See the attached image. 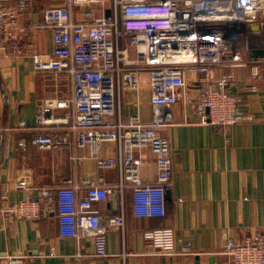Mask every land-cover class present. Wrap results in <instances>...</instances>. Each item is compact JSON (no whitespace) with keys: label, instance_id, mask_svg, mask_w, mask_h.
<instances>
[{"label":"built area","instance_id":"2783aa9c","mask_svg":"<svg viewBox=\"0 0 264 264\" xmlns=\"http://www.w3.org/2000/svg\"><path fill=\"white\" fill-rule=\"evenodd\" d=\"M41 10L39 28L53 33V51L46 57L35 56L37 72L66 76L72 83L69 100H48L41 112V125L64 127L59 135L40 134L32 138L35 147L54 150L66 146L71 160L80 164L76 151L90 146L99 169H118L120 182L110 186L103 179L70 178L61 186L41 187L37 198H25L13 207H3L5 216L38 221L55 214L64 237L80 241L91 237L96 255L107 256V235L124 230L125 217L104 218L94 209L112 196L123 197L126 187L134 193V212L138 218L165 216L167 195L171 192L173 164L170 142L159 135L167 113L183 90L192 84L200 90L195 102L198 123L226 129L247 118L238 109L239 97L229 91L233 74L218 73L227 68H249L254 79L261 78L264 59H244L251 46L264 33V0H53ZM57 1L62 5H57ZM109 16L87 12L77 21L73 7L99 4ZM30 9L29 0L0 3L1 46L19 38L17 21ZM23 31L22 28L19 30ZM264 37V36H263ZM264 41V40H263ZM147 80L152 92L153 119L143 123L137 117L123 120L121 93L137 88ZM54 109H72V116H54ZM1 120V115H0ZM1 130V128H0ZM117 145L114 157L98 156L103 142ZM150 147L158 165L157 179L139 175L142 160L134 152ZM19 190H29L25 176L17 182ZM4 203V201H3ZM264 212V202H263ZM263 239L227 241L226 264H264ZM145 240L159 251L173 254L175 233L158 229L144 234ZM24 256L0 257V264H26Z\"/></svg>","mask_w":264,"mask_h":264},{"label":"crops","instance_id":"0c3cea01","mask_svg":"<svg viewBox=\"0 0 264 264\" xmlns=\"http://www.w3.org/2000/svg\"><path fill=\"white\" fill-rule=\"evenodd\" d=\"M3 1L12 0H0ZM30 9L17 21L19 38L7 42L0 32V257L24 256L26 264H226L227 241L263 239L264 222V68L254 79L249 68H227L218 73L235 76L229 91L239 97L238 109L247 118L226 129L198 123L195 102L200 90L189 84L183 97L176 99L167 113L159 135L171 146L173 176L167 195L165 216L138 218L134 212V193L126 187L123 197L112 196L94 209L104 218L125 217L124 230L107 235V256L96 255L93 238L80 241L60 234L55 214L38 221L5 216L3 207H13L25 198H37L39 188L61 186L70 178L79 183L87 178L103 179L108 185L120 182L118 169H99L90 146L76 153L80 164L71 160L72 150L61 146L46 150L31 144L37 135L61 136L64 127L41 125L39 118L48 100H69L72 83L66 76L37 72L35 56L53 51L52 31L39 28L41 10L53 0H29ZM57 5H62L57 1ZM107 10L99 4L73 7L77 21L87 12L101 17ZM20 28L23 29L20 32ZM264 47V46H263ZM249 54L244 56L248 59ZM152 92L143 80L134 89L121 93L123 120L137 117L143 123L153 119ZM54 116H72V109H54ZM117 145L105 141L98 156L112 158ZM142 160L139 175L146 181L157 179L156 156L145 146L134 152ZM27 177L31 188L19 190L17 182ZM4 201V203H3ZM158 229L175 233L176 248L168 254L152 248L144 234Z\"/></svg>","mask_w":264,"mask_h":264},{"label":"water","instance_id":"95a60500","mask_svg":"<svg viewBox=\"0 0 264 264\" xmlns=\"http://www.w3.org/2000/svg\"><path fill=\"white\" fill-rule=\"evenodd\" d=\"M109 12L107 13V16H109ZM249 58L253 60H259L264 59V47H258L256 45H252L250 52H249Z\"/></svg>","mask_w":264,"mask_h":264},{"label":"bare ground","instance_id":"6f19581e","mask_svg":"<svg viewBox=\"0 0 264 264\" xmlns=\"http://www.w3.org/2000/svg\"><path fill=\"white\" fill-rule=\"evenodd\" d=\"M263 36H264V33L261 35V38H260V41H259L260 44L261 43H264V41H263L264 40V37Z\"/></svg>","mask_w":264,"mask_h":264},{"label":"rangeland","instance_id":"374dc122","mask_svg":"<svg viewBox=\"0 0 264 264\" xmlns=\"http://www.w3.org/2000/svg\"><path fill=\"white\" fill-rule=\"evenodd\" d=\"M43 8H46V7H43ZM43 8H42V9H43ZM224 74H228V73H224ZM0 115H1V114H0Z\"/></svg>","mask_w":264,"mask_h":264}]
</instances>
